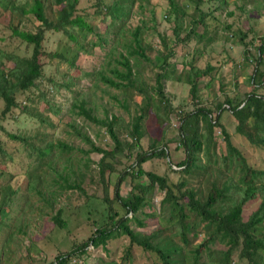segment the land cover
I'll return each mask as SVG.
<instances>
[{
	"label": "trees",
	"instance_id": "16d2710c",
	"mask_svg": "<svg viewBox=\"0 0 264 264\" xmlns=\"http://www.w3.org/2000/svg\"><path fill=\"white\" fill-rule=\"evenodd\" d=\"M166 1L170 6L166 20H175L173 33L177 45L186 46L195 40L203 56L207 54L206 46L217 43V38L207 32L209 26L204 32H200L199 26L204 28L206 18L218 22L221 13H225L228 19L233 18L232 12H225L231 0H212L215 7L207 14L202 9L208 0H192L196 14L192 16L186 15L178 0ZM247 2L261 10L257 7L258 1L238 0V18L253 14L251 8H245ZM8 3L0 2V237L4 242H14L23 234L22 240L28 237L33 245L41 246L37 247L46 254V261L49 250L45 246L50 247L48 234L51 226L59 230L68 224H76L77 219L69 223V218L74 217L72 212H65L63 206H58L65 199L69 200L68 206L80 211H77L78 220L81 213L85 214L83 221L91 233L75 243L71 252L56 255V264H68L75 253L86 252L90 245L107 247L109 240L120 235L128 238L129 247L125 249L127 261H131L130 246L135 244L144 252L155 254L159 264H264V170L255 169L224 130L225 152L220 158L214 141V129L220 125L221 114L229 112L235 120L236 133L251 146L264 150V39L258 44L257 61L248 86H235L236 89L231 95L226 94L228 96L222 103L202 105L200 98V81L219 69V65L209 63L207 68H201L190 60L186 76L176 78V82H188L191 86L196 108L177 113L180 116L177 121V149L183 150L185 157L176 167L178 170H173L168 146L161 140L165 139L168 119L175 111L169 105L166 85L171 79L169 71L176 67L171 60L176 52L159 35L165 52L158 51L152 62L159 69L154 84L148 85L139 69L140 59L150 62L144 33L157 34L160 23L150 2L116 0L112 7L99 10L102 16L110 15L113 26L118 27V34L111 39H105L94 31L95 26L81 14L80 0H33L31 5L18 4L16 0ZM134 18H138L136 25L133 24ZM233 24H226L225 27L231 31L220 38H235ZM8 32L9 39L5 38ZM52 32L62 33L67 42H74L84 51L85 42L80 44L79 39L89 34L99 35L98 45L102 48L110 45L116 64L108 61L109 69H105L108 74L91 65L89 74L99 75L106 87L120 91L125 96L120 104L128 112V99L132 100L134 93L143 97L131 124L130 137L135 142H129V146L141 145L143 138L148 136L149 150L131 149L136 152L133 154L135 163L125 168L113 183L112 199L97 198L88 192L98 181V187L110 193L109 183L116 170L111 160L125 151L124 145L128 143L122 144L114 131L117 117L106 116L105 121L100 122L94 115V106L87 107L84 95L75 88L80 81L69 76V70L59 68L65 62L69 69L80 71L76 58L68 59L62 53L48 50L45 35ZM128 34L130 38L124 40ZM14 39L18 40L16 46L12 44ZM88 47L95 46L90 43ZM243 52L244 61L251 62L249 42H244ZM53 60L57 61L56 65H53ZM43 80L53 85L51 90L64 89L69 94L74 93V103L69 106L67 115L59 117L58 121H54L51 115L60 116L61 110L49 98L50 88L42 86ZM113 99L116 100V96ZM150 117L157 130L147 127ZM22 118L31 121L30 129L19 123ZM87 122L105 128L113 139L112 148H103L94 142ZM60 125L63 135L56 136L55 131ZM75 152L86 156L85 161H78ZM91 154L99 155L93 164L90 163ZM17 155L26 162L20 183L6 166L7 160H14ZM157 157L170 158L172 163L167 161L168 166L179 177L178 181L146 172L144 166ZM91 172H96L97 177L93 178ZM127 178L131 192L127 199H123L119 191ZM143 178L149 185L142 183ZM156 190L162 199L160 210L153 211ZM76 195L77 199L71 203ZM20 196L25 198V206L18 210L16 202ZM81 198L85 200L81 202ZM250 205L255 207L247 215L245 209ZM118 208L124 210L123 216L119 217ZM145 220H153L155 229L147 228ZM30 228L39 230L33 232L32 239L30 231L33 229ZM67 228L73 234H78L81 229L76 225V232ZM200 234L202 239H199Z\"/></svg>",
	"mask_w": 264,
	"mask_h": 264
},
{
	"label": "rangeland",
	"instance_id": "374dc122",
	"mask_svg": "<svg viewBox=\"0 0 264 264\" xmlns=\"http://www.w3.org/2000/svg\"><path fill=\"white\" fill-rule=\"evenodd\" d=\"M9 1L11 0H0L2 4H7ZM115 1L116 0H80L81 14L86 15V19L95 26L94 31L101 33L100 36L104 37L105 39H111L114 35L118 34V27L116 28L113 26L110 15L102 16L99 13V10L102 9L105 11V8L112 7ZM145 1H149L153 6L155 9V16L160 22L158 24L157 34L156 32L144 33L146 55L149 57L150 62L140 59L139 69L141 72H143L142 77L146 80L148 85L154 84L156 73L159 71V69L152 63L154 62L155 56L157 55L158 51L165 52L164 45H162L159 35L164 37V39H166L169 43V47L173 48L176 52L175 55L171 57V60L174 62L176 67H173L174 70L169 71L171 74V79L166 85V94L169 100V105L172 106L175 111L168 119L169 123L165 129V139H162L161 143L167 144L169 149L168 152L170 153L174 165V167L172 166L173 170H178L176 167L184 161L185 153L183 150L177 149L179 142L177 121L180 117L177 113L180 110H184L185 112L194 110L196 106L194 105L195 102L191 97V86L188 84V82H176V78L178 76H186L185 74L188 72L187 63L190 60L197 63L198 67L201 68H207L209 63L219 65V69H217L215 72H212L210 76L200 81V98L203 102L202 105L222 103L228 95L232 94L233 90L236 89L237 86H240L241 84L247 85L249 78L253 73L255 61H257V59H255V53H257L258 44H260L261 39H264V0H253L258 1L257 7L261 10L255 9V4L252 2V7L250 6L249 2L245 3V8H251L253 11V14L247 16L245 15L247 19L243 18V15L238 18V15L240 14V10L237 6L238 0L232 1L230 6L225 10V12L229 11L233 13L232 19H228L225 13L218 15V22H213L210 18H206L204 28L199 26L200 32H204V29L209 26V30L207 32H209L210 35L215 34V37L217 38V43L213 44L212 42L206 46V56H203L202 53L198 51L197 48L199 43H197L195 40L186 46H181V44L177 45L175 35L173 33L175 20H166V14H168L170 10L169 3L166 0ZM16 2L18 4L27 3L31 5L33 0H16ZM178 2L182 9L184 8L187 16L196 15L194 13L192 0H178ZM207 3L208 4L203 6L202 9V12L206 14L212 11L213 7H215L212 3V0H208ZM241 11L245 14L244 9ZM137 23L138 18H134L133 24L136 25ZM226 24H233L232 30H236L235 38L228 37L225 40L220 38L221 35L222 37H225L231 31L225 27ZM9 33L10 32L5 34V38H11V36L8 35ZM182 34L185 35V33ZM100 36L89 34L86 36V38L79 39L80 44L85 42V51L81 50L78 45L74 44V42H67L68 39L66 36L62 35L60 32L47 33L45 35V45L48 50H55L59 53H62L68 59H77L79 64L78 68L80 71H77L76 69H69L68 64L65 62H63L59 68L69 70V72H71L69 73V76H75V78L80 81V83L76 85L75 88H77L78 91H81L84 95L83 97H85V104H87V107L92 105L94 106L95 117L100 122H104L106 116L111 115H114L118 119L114 131L116 132V135L122 144H128L124 145V148L127 150L125 149V151L116 154L111 160L116 170L112 168L115 171V174L112 176L111 182L109 183V186L111 187V190H109L110 193H107L106 191L103 192L102 189L97 185L98 181L97 183L95 181L94 185H92L93 188H90V192H88L89 195H94L97 198L106 197L108 199H112V189L114 190L113 183L116 182L118 176L123 173L125 168L135 163L133 156V154H136L135 151H142V148L144 150H149L148 144L150 143V138L148 136L143 138L141 145H134V147L129 146V142H135V140L130 137L131 124L137 113L136 107L142 103L143 97L138 93H134L135 95L133 99H128L129 104L127 105L130 107V111L128 112L124 110L120 104V101H123L125 98V96L121 94L120 91L115 88L106 87L100 81L99 75L89 74L90 70H92L91 65H93L96 70L100 69L101 73L105 72L108 74V70L105 71L106 68L109 69L108 61L111 60L113 64H116V61H114V53H110L112 50L110 45L106 46L105 48H102L100 45H98ZM125 37L126 38L124 40L129 39L130 34L126 35ZM240 37H242V39H240ZM244 42L250 43V54L252 57L251 62L244 61L243 59ZM90 43L95 47H88V44ZM12 44L14 46L18 45V40L14 39ZM201 46L204 45L201 44ZM118 50H122V48H119ZM30 52L31 51L28 53L30 54ZM208 54L211 56H208ZM56 64L57 61L53 60V65ZM56 78L59 79V75H57ZM41 84L44 88H50L48 96L52 100L53 104L61 110L60 116L50 114L54 121H58L59 117L67 115L69 106H72L74 103V93L69 94L64 89L57 90L55 88L51 90L53 85L50 84L48 80H43ZM55 87L59 86L55 84ZM115 96L117 98L116 100L113 99ZM83 97H81V99ZM214 114V116H216V113ZM19 123L23 124L25 128L29 129L32 126L31 121L25 120L24 118H22ZM219 123L220 125H217V127L214 129L216 154L219 156V158L225 152V144L222 134V130H224L230 135L231 141L236 146V148L245 153L249 163L255 169L264 170V150L251 146L243 136L236 133V124L232 115L229 112H223L219 118ZM86 125L88 126V131L91 134L92 139L97 145H100L103 148H112L113 139L106 133L105 128L102 125L91 122H87ZM148 126H151V128H155L157 130L154 120L151 117L147 123V127ZM62 129V125H60L55 131L56 136L63 135ZM132 148H135V151H132ZM124 153L126 155H124ZM77 154L78 161H85L86 156L79 154V152H75L74 156ZM89 158L90 163L93 164L98 161L99 155L91 154ZM167 161L172 163L169 157L154 158V160L150 161L144 166V169L148 173H155L161 177L168 176L170 177L171 181L176 182L178 181L179 177L170 171ZM25 163L26 162L24 161V158L18 155L14 157V160H7L6 162L8 172H11L17 176L18 183L22 182V174L24 173L23 169L25 168ZM78 166L79 164L76 167ZM91 175L93 178L97 177L96 172H91ZM143 180L144 181L142 183L144 185H149L145 178H143ZM108 188L106 189L107 191ZM130 192V180L127 178L120 187V197L127 199L130 196ZM77 197L78 195L72 199L71 203H73ZM161 199V194L156 190L152 203L153 211L160 210L159 207ZM24 200L25 198H22L21 196L17 198L16 207L18 210L21 206H25ZM84 200L85 198H81V202ZM68 203L69 200L64 199L59 202L58 206H63L65 208V212H72L74 217H71L72 219L69 218V223H73L77 219L76 224H68L67 227L73 229L75 232V225L78 229L81 228L79 229L78 234H73L72 230H69L67 227L57 230L58 228L51 226V232L48 234V237L51 238V242L49 243L50 247L45 246V248L49 250V255L46 257V261H44L46 254L40 252L38 249V247L41 246L37 245V247L36 245H33V241H31L28 237L22 240L24 237L22 236L23 234H18L19 237L14 242L7 243L4 242L3 237H0V264H56L54 259L56 255H64L71 252V250L76 246L75 243H79L82 239H86L91 233V229L90 227H85L86 222L83 221V219H86L85 214L81 213V218L78 220V210L74 206H68ZM113 207H115V203L113 204ZM254 207L255 205L248 206L245 209V213L247 215L250 214ZM117 213L119 214V217L123 216L124 210L118 208ZM145 224L147 228L155 229V222L153 220L148 222L145 220ZM30 229H33L30 231V238L32 239V237H34L33 232H39V230L37 228ZM201 234L199 239L203 238ZM126 247H129L128 238L125 235H120L113 240H109L107 242V247H94L90 245L86 249V252L75 253L72 258L69 259L68 264H111L113 262H116L117 264H159L155 254L144 252L143 249L135 244L130 246L132 256H130L131 261H127L125 256Z\"/></svg>",
	"mask_w": 264,
	"mask_h": 264
},
{
	"label": "crops",
	"instance_id": "0c3cea01",
	"mask_svg": "<svg viewBox=\"0 0 264 264\" xmlns=\"http://www.w3.org/2000/svg\"><path fill=\"white\" fill-rule=\"evenodd\" d=\"M234 1V0H231V2Z\"/></svg>",
	"mask_w": 264,
	"mask_h": 264
}]
</instances>
